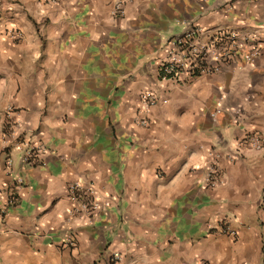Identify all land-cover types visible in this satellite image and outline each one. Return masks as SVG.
Masks as SVG:
<instances>
[{
  "label": "crops",
  "instance_id": "0c3cea01",
  "mask_svg": "<svg viewBox=\"0 0 264 264\" xmlns=\"http://www.w3.org/2000/svg\"><path fill=\"white\" fill-rule=\"evenodd\" d=\"M191 24L264 35V0H0V187L24 180L0 216V264H264V149L223 156L225 184L205 181L210 151L264 138V49L253 65L162 80L167 41ZM149 90L168 103L142 127ZM9 121L48 150L38 164L9 147ZM74 182L93 185V216L71 218Z\"/></svg>",
  "mask_w": 264,
  "mask_h": 264
},
{
  "label": "built area",
  "instance_id": "2783aa9c",
  "mask_svg": "<svg viewBox=\"0 0 264 264\" xmlns=\"http://www.w3.org/2000/svg\"><path fill=\"white\" fill-rule=\"evenodd\" d=\"M47 4H56L57 0H45ZM124 14L123 2L115 4L113 15L115 17ZM9 38L18 42L23 34L19 30L9 29ZM264 49V35L254 29L242 31L232 27L208 29L191 24L181 35L174 36L165 45V57L160 61L158 72L162 80L178 79L180 76L198 77L221 73L227 67L240 68L244 63L253 65ZM142 110L138 114L137 123L142 127H148L150 122L146 115L147 110L160 104H167L157 91L149 90L141 95ZM221 112L217 110L212 114L216 119ZM9 147L19 148L22 151V162L26 166L38 164V160L48 150L41 144H35L30 139L21 136L16 122L7 123L5 129ZM264 149V138L259 133H249L242 138L234 152L222 154L219 150H212L207 161L206 187L216 189L225 184V177L220 166L222 157L229 162L235 161L238 154L244 150L261 152ZM8 168L13 167L12 160L7 162ZM24 185L21 177H16L14 183L7 187H0V216H6L11 207L18 203V191ZM70 199L74 203L72 216H93L100 210L101 205L97 199L93 185H85L74 182L69 186ZM219 234L233 240L238 237L232 220L223 219L218 230ZM67 246L75 247L76 242L73 233L68 234ZM121 255L114 254L113 260L119 261ZM194 264H211L208 261H197Z\"/></svg>",
  "mask_w": 264,
  "mask_h": 264
}]
</instances>
